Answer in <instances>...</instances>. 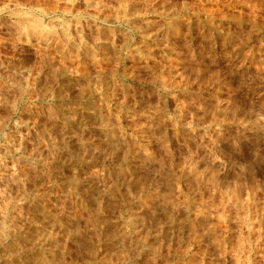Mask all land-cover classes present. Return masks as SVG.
<instances>
[{"label":"rangeland","instance_id":"374dc122","mask_svg":"<svg viewBox=\"0 0 264 264\" xmlns=\"http://www.w3.org/2000/svg\"><path fill=\"white\" fill-rule=\"evenodd\" d=\"M0 264H264V0H0Z\"/></svg>","mask_w":264,"mask_h":264}]
</instances>
